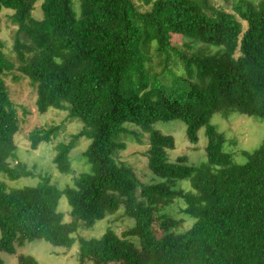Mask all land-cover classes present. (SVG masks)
Returning <instances> with one entry per match:
<instances>
[{
    "label": "trees",
    "instance_id": "16d2710c",
    "mask_svg": "<svg viewBox=\"0 0 264 264\" xmlns=\"http://www.w3.org/2000/svg\"><path fill=\"white\" fill-rule=\"evenodd\" d=\"M35 1L0 0L15 39L14 59L0 39V173L42 179L11 190L0 182V248L13 253L35 237L56 247L78 242L82 263L264 264V140L238 164L212 123L220 111L264 119V0H146L147 8L136 0H42L40 18ZM15 68L37 88L40 113L65 110L82 123L56 146L60 172L74 173L70 154L79 138L90 139L82 152L89 169L63 187L16 160L19 108L6 83ZM175 119L186 122L191 139L205 127L210 165L171 163L175 139L154 125ZM60 127L33 130L31 149ZM128 133H149L143 178L121 159ZM184 179L188 189L169 183ZM174 199L193 219L181 233L165 212ZM122 206L135 220L122 235L78 237Z\"/></svg>",
    "mask_w": 264,
    "mask_h": 264
},
{
    "label": "rangeland",
    "instance_id": "374dc122",
    "mask_svg": "<svg viewBox=\"0 0 264 264\" xmlns=\"http://www.w3.org/2000/svg\"><path fill=\"white\" fill-rule=\"evenodd\" d=\"M223 4L221 0H215ZM136 3L143 8H147L146 0H136ZM42 0L34 2L33 13L37 18L42 17L41 9ZM11 12L3 11L1 16L0 39L5 43V52L12 59L15 58L12 25L8 21V14ZM180 36L176 35L174 39L179 40ZM9 95L12 101L19 108L20 126L16 134L18 148L15 152L16 160H23L30 166L37 169L44 177H48L52 183L63 187L71 182L74 173L81 170H88L90 164L82 152L90 142L87 137L79 138L77 146L72 150V168L74 173L69 175L60 172L54 156L57 152V144L59 142H69L81 131V124L75 120L68 118V112L50 108L45 113H40L37 108L38 93L37 88L33 86L27 77H25L18 69L13 70V74L6 79ZM212 123L216 124L218 130L225 136L222 146L226 151L231 152L233 159L238 164H245L248 161L249 153L259 148L264 140V119L258 116L241 115L238 113L217 112L213 115ZM51 125H60L57 135H53L50 140H43L37 149H31L30 133L36 128H50ZM154 128L160 129L164 134L172 135L175 139V148L168 150V158L171 163L180 165H210L207 154L208 136L205 127L198 131V137L191 139L188 136L187 124L182 119H175L168 122H157ZM149 133L137 137L134 133L125 135L127 147L121 151V159L131 164L140 178L144 176V170L147 169V155L145 151L148 145ZM83 161H86L84 166ZM15 164V162H13ZM216 171V166H211ZM85 172V171H84ZM42 181L41 177L23 176L17 180H11L7 174L0 173V182L6 185L7 190L20 189L24 186H36ZM169 183L177 185V188H189L190 183L184 179L177 182L169 181ZM185 204L180 199H174L165 210L173 219L179 221L174 226V230L178 233L185 231L193 223V219L183 211ZM71 207L68 200L63 197L59 203V210L64 213V220H70L69 211ZM135 220L124 214V206L112 215L97 220L93 226L89 228H81L78 237H100L108 229L114 230L118 235H122L124 231L134 226ZM161 230V229H160ZM1 237V230H0ZM130 240L134 241L137 247L139 239L137 236H131ZM30 254L34 256L39 264H95L92 260L81 261V253H79V243H74L71 247L53 246L49 242L31 237L24 244L16 243L15 252L2 250L0 248V264H21L18 254Z\"/></svg>",
    "mask_w": 264,
    "mask_h": 264
}]
</instances>
